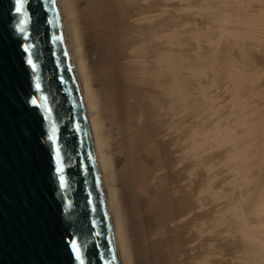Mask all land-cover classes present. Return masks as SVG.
<instances>
[{
  "label": "bare ground",
  "instance_id": "bare-ground-1",
  "mask_svg": "<svg viewBox=\"0 0 264 264\" xmlns=\"http://www.w3.org/2000/svg\"><path fill=\"white\" fill-rule=\"evenodd\" d=\"M165 1L57 0L118 262L264 264V0L183 5L199 68Z\"/></svg>",
  "mask_w": 264,
  "mask_h": 264
},
{
  "label": "water",
  "instance_id": "water-1",
  "mask_svg": "<svg viewBox=\"0 0 264 264\" xmlns=\"http://www.w3.org/2000/svg\"><path fill=\"white\" fill-rule=\"evenodd\" d=\"M0 264H119L57 0H0Z\"/></svg>",
  "mask_w": 264,
  "mask_h": 264
},
{
  "label": "rangeland",
  "instance_id": "rangeland-1",
  "mask_svg": "<svg viewBox=\"0 0 264 264\" xmlns=\"http://www.w3.org/2000/svg\"><path fill=\"white\" fill-rule=\"evenodd\" d=\"M167 1H169L168 3H170V4H168L165 1V4L167 3L169 5V6L167 5V7L170 10V12H169V14H170L169 18H170V30H171V34L175 38H177L179 40V42H181V45L178 47V50H180L182 52V54L185 55V57L189 61V64H190L191 67H197V68L202 67L205 64V61L203 60V58L202 59H199L198 58V56H199L198 52L199 51L195 48L196 46H194V43H191L190 44L188 42V40H189V31H188L187 27H188L189 24L187 23V19L189 20L190 17H188V15L187 16L186 15L184 16V14H183L184 13V10L182 8L183 5L185 7H190V6H188V5H190L188 3V0H186L187 2L184 0L186 3L182 0L183 3H185V4H183L181 2H178V0H176L177 3H176L175 0H167ZM189 1L191 2L192 5H194V4L197 5V4H199L201 2V0H198L197 1V2L200 1L199 3H197L195 0H189ZM209 2L210 1L207 0L206 2H204V3L201 2L200 4L203 7H207V8H209L208 6H210L209 11L214 12L215 14H217L216 10H214V7H212V5ZM163 4L164 3L162 2V5ZM201 5H200V7H201ZM184 9H186V8H184ZM190 9H191V7H190ZM196 9H198V8H196ZM189 10H186L185 13L188 12ZM182 11H183V13H182ZM194 11H196V10H194ZM187 42H188V44H187ZM198 45H201V42L200 43L198 42ZM203 45H206V44H202V46Z\"/></svg>",
  "mask_w": 264,
  "mask_h": 264
},
{
  "label": "snow or ice",
  "instance_id": "snow-or-ice-1",
  "mask_svg": "<svg viewBox=\"0 0 264 264\" xmlns=\"http://www.w3.org/2000/svg\"><path fill=\"white\" fill-rule=\"evenodd\" d=\"M17 11H19V8H17ZM29 63H30V61H29ZM32 103L35 104V101H32ZM70 247L75 250V252H76V258L79 259V250L77 248V244H76V241L75 240H73L71 242Z\"/></svg>",
  "mask_w": 264,
  "mask_h": 264
}]
</instances>
